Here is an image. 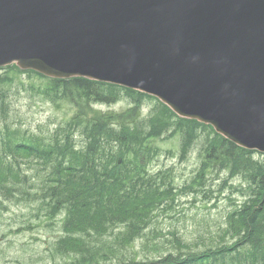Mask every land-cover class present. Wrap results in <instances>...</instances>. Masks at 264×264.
Masks as SVG:
<instances>
[{"label":"trees","instance_id":"trees-1","mask_svg":"<svg viewBox=\"0 0 264 264\" xmlns=\"http://www.w3.org/2000/svg\"><path fill=\"white\" fill-rule=\"evenodd\" d=\"M16 68L0 69L44 79L33 90L74 111L65 126L50 136L27 135L7 124L0 129V211L7 210V202L37 201L45 219L52 221L62 214L63 234L54 249L75 257L74 264L112 257L116 264H264V153L238 147L211 126L176 116L145 93L80 77L47 78ZM8 81L0 76L4 120L8 106L3 86ZM121 99L129 102L124 109L95 108ZM75 133L83 138V146L76 147ZM165 137L178 139L180 162L196 153V173L190 182L176 185L171 167L150 170L161 153L153 141ZM229 189L242 201L233 202L226 211L222 234L217 233L210 246L195 250L166 241L176 247L175 254L162 251L144 259L122 254L137 238L151 235L156 240L162 233L158 218L175 209L180 196L212 201ZM114 231L109 242L106 236Z\"/></svg>","mask_w":264,"mask_h":264},{"label":"water","instance_id":"water-1","mask_svg":"<svg viewBox=\"0 0 264 264\" xmlns=\"http://www.w3.org/2000/svg\"><path fill=\"white\" fill-rule=\"evenodd\" d=\"M157 98L264 153V0H0V67Z\"/></svg>","mask_w":264,"mask_h":264},{"label":"rangeland","instance_id":"rangeland-1","mask_svg":"<svg viewBox=\"0 0 264 264\" xmlns=\"http://www.w3.org/2000/svg\"><path fill=\"white\" fill-rule=\"evenodd\" d=\"M0 76L10 79L3 86L8 116L4 120L0 114V129L7 124L21 129L27 135L50 136L59 126L64 127L73 115V107L62 102L57 105L51 103L33 90L32 86H42L46 82L44 79L9 69H0ZM128 103L126 99H121L114 104L96 105L95 108L103 111L121 110ZM145 105H149V102ZM147 110V107L143 108V111ZM75 140L76 147L80 144L83 146V138L78 133H75ZM153 143L161 149V153L153 160L150 170L155 173L161 168L171 167L176 185L190 182L196 173V153L180 162L176 157L179 152L177 138L165 137ZM169 150L173 154L168 153ZM241 201L230 189L212 201H206L202 196L195 200L191 194L182 195L175 209L164 213L165 217L158 218L157 228L162 233L156 240L151 235L145 240L137 238L139 240L136 239L131 246L126 247L122 254L128 258L135 255L138 259L157 257L162 251L165 255L169 252L175 254L176 247L171 248L166 241L183 243L195 250L210 246L209 242L213 241L217 233L222 234L220 230L225 226L226 211L233 207V202ZM6 206L7 210L0 211V264H74L75 257L61 255L54 249L57 238L63 234L60 223L62 214L52 221L45 219L37 201H12L7 202ZM115 233L106 236L109 242L114 240ZM164 247L169 251H164ZM116 263V257H112L108 261L94 264Z\"/></svg>","mask_w":264,"mask_h":264},{"label":"bare ground","instance_id":"bare-ground-1","mask_svg":"<svg viewBox=\"0 0 264 264\" xmlns=\"http://www.w3.org/2000/svg\"><path fill=\"white\" fill-rule=\"evenodd\" d=\"M154 99H156V98H154ZM157 101H159V100H157ZM160 102V101H159ZM206 126H208V125H206ZM225 139V138H224ZM153 225V224H152ZM153 227V226H152ZM102 260V259H101ZM102 261H104V260H102Z\"/></svg>","mask_w":264,"mask_h":264}]
</instances>
